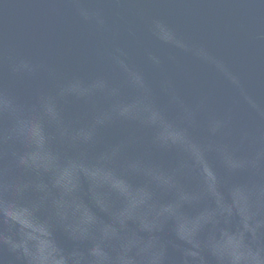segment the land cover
Returning <instances> with one entry per match:
<instances>
[{
    "label": "water",
    "instance_id": "1",
    "mask_svg": "<svg viewBox=\"0 0 264 264\" xmlns=\"http://www.w3.org/2000/svg\"><path fill=\"white\" fill-rule=\"evenodd\" d=\"M0 264H264V0H0Z\"/></svg>",
    "mask_w": 264,
    "mask_h": 264
},
{
    "label": "clouds",
    "instance_id": "2",
    "mask_svg": "<svg viewBox=\"0 0 264 264\" xmlns=\"http://www.w3.org/2000/svg\"><path fill=\"white\" fill-rule=\"evenodd\" d=\"M17 249L13 248V251H16Z\"/></svg>",
    "mask_w": 264,
    "mask_h": 264
}]
</instances>
